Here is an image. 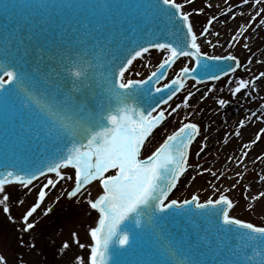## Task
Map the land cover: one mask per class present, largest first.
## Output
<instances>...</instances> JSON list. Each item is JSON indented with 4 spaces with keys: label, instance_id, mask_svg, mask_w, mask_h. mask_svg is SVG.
<instances>
[{
    "label": "snow or ice",
    "instance_id": "1",
    "mask_svg": "<svg viewBox=\"0 0 264 264\" xmlns=\"http://www.w3.org/2000/svg\"><path fill=\"white\" fill-rule=\"evenodd\" d=\"M241 3L254 9L255 14L241 32L242 39L236 41L233 35L225 44L232 47L231 41H236L251 52L246 40L256 28L264 26V0ZM192 4L193 0H138L134 4L126 0H0V17L4 20L0 24V118L4 126L0 207L9 220L15 223L9 208L12 190L17 186L28 193L37 189V199L22 217L19 231L30 239L19 236L21 246L39 250V221L34 214L51 189L71 181L66 197L79 198L99 213L98 227L89 230L93 242L90 253L87 258L75 257L76 264H109L113 254L115 264H140L125 258L134 256L142 241L159 256L150 264H264V225L237 218L234 201L225 194L239 186L247 200L264 198V191L251 194L255 185L241 183L246 173L239 170V165L247 167L249 159L254 164L264 163V153L253 158V149L249 148V143L257 145L264 140V128L255 139L240 144L236 150L240 155L227 158L237 164L235 178L219 169L204 168L199 162L194 166L189 163L193 141L201 135L200 125L190 119L194 113L182 117L180 127L140 158L153 130L167 117L175 119L182 106H190L196 95L193 91H187L174 107L169 104L185 89L186 80L219 81L244 69L250 78L237 77L234 83L230 80V96L251 100L253 93L264 91V71L252 73L231 53L218 56L204 50V45L225 46L218 39H208L219 18L209 17L197 32L193 14H205L214 5L205 0L204 7L188 9ZM224 15L235 19L231 8ZM127 32L138 37L130 51L122 39ZM53 34L58 39H51ZM150 50L159 53L156 69L144 79H128L126 74L132 75L133 62ZM226 61L231 63H223ZM252 63L249 56L247 65ZM169 69L174 70L173 76L157 87L168 78ZM94 80L102 85L101 99L90 106L76 99L75 93L81 91L80 85ZM69 83L71 103L63 90ZM212 91L207 89L199 99ZM156 93H161L158 99ZM217 103L226 107L229 100L220 98ZM260 108L259 114L249 111L245 120H264V104ZM244 126V120L239 121L236 137L241 136L239 129ZM207 139L203 137L195 153L199 159L207 155ZM37 155L41 156L39 165ZM191 167L199 169L196 175L210 174L213 196L203 202L198 195L169 199ZM109 170L114 172L109 174ZM40 177L45 182L37 187L34 181ZM230 179L233 182L222 191ZM257 179L264 183V174ZM93 184L101 190L96 198H91L87 190ZM51 211L46 208L43 215ZM189 216L200 221L192 231L169 230L170 219ZM71 237V241L57 246V254H66L73 245L85 247L77 233H71ZM0 264H8L4 255H0ZM20 264H25L22 258Z\"/></svg>",
    "mask_w": 264,
    "mask_h": 264
},
{
    "label": "rangeland",
    "instance_id": "2",
    "mask_svg": "<svg viewBox=\"0 0 264 264\" xmlns=\"http://www.w3.org/2000/svg\"><path fill=\"white\" fill-rule=\"evenodd\" d=\"M214 7L212 9H206L205 14L192 16V22L194 29L199 32L207 24L209 17L215 15L219 19L215 22L213 36H209L208 39L213 41L219 40L220 44L224 47L213 48L208 45H204L210 55L226 56L229 53L237 56L242 63L251 68L252 73H259L264 71V63H257L256 61H264V26L256 28L252 32L251 36L247 37L246 42L251 48V52L243 47V44H237L236 41L242 39L241 32L250 22V16L254 15V9H250L248 5H243L241 0H209ZM252 0H249L251 4ZM205 0H193V4L187 6L188 9L204 7ZM259 7V6H257ZM229 8L232 9L231 17H225V13H228ZM246 9H250L247 14H244ZM259 19V18H258ZM227 21V22H225ZM219 36H216V33ZM236 36V41H231L232 47H228L225 42L230 40V37ZM252 56L253 63L247 65V58ZM243 76L245 79L250 78V74L244 69H238L236 73H232L229 76L222 78L219 81L198 84L195 82H189L185 89L169 104L173 107L180 103L187 91H193L196 95L189 102V107L182 106V109L175 115V119L171 116L169 123L160 129L153 136L151 140L145 146L143 150V156L150 154L156 147L162 143L164 137L167 134L175 131L180 127V120L182 117H189L190 113H194L190 117L192 122L197 123L201 127V135L198 140L195 141L191 148V155L189 163L193 166L199 162L204 168H210L213 171L219 169V171L225 172L228 176H232L237 169L236 166H231L233 163L231 160H227V166L220 168L218 166L219 160L227 159L229 156H234L236 150L241 144L238 140H235L234 133L238 130L239 121L244 120L245 126L240 130L241 137L245 143L255 139L256 135L260 132L261 128H264V120H256L254 118L249 121L245 120V116L251 112L261 111L260 105L264 104V91H259V94L253 93V99H239L233 98L229 94V81L235 82V78ZM213 88V91L207 93L205 99L200 100L199 97L207 92V89ZM198 89V91H197ZM220 98L229 100V104L226 106L230 109L238 111V114L233 119L225 120L224 109L217 101ZM167 107V106H165ZM165 129L167 131H165ZM264 136V134H261ZM208 139L207 155L203 156V159H199L195 153L199 150L200 144L203 141V137ZM227 141V143H225ZM249 148L253 149L250 153L251 157H255L258 154L264 153V140L252 145L249 143ZM247 151L248 149H244ZM247 167L239 165V170L246 173L245 178L241 181L243 185H255L257 181V172L264 163L257 161L255 164L249 159L246 161ZM199 169L191 167L184 175L178 192L173 196L174 199L184 200L191 198L192 195H198L201 201L213 196V190L209 181L212 179L210 174L205 173L203 175H196ZM54 176V175H53ZM195 176V180L191 177ZM238 179V178H236ZM45 178L38 181L37 187H39ZM233 180H228L222 186V191L226 189ZM72 187V182H61L49 192L45 202L34 214L39 221L37 226V235L41 241L38 245V251H32L26 247L21 246L18 243V237L23 235L26 239H30L28 234L19 231L23 227L22 217L31 204L37 199L36 191L33 189L31 193L27 192L20 186L14 188L11 192L12 202L9 204L10 212L15 217V223L8 219L0 207V255H4L8 264H20L21 258L25 264H76L75 257L81 256L87 258L90 253L89 245L92 244V240L89 234L91 228L97 227L99 221V214L95 210H91L84 203L80 202L79 198L68 199L66 197L67 191ZM254 189V190H253ZM251 194L255 195L258 191L255 187ZM264 189V188H263ZM88 192L91 194V198H96L100 193V189L93 184L88 187ZM27 193V194H26ZM230 199H233L235 205L234 215L237 218L244 219L246 221L255 223L257 225H264V198L261 201H250L244 198L243 190L239 186L230 192H226ZM57 197L59 199L57 200ZM214 198V197H213ZM23 200L24 203L20 204L16 201ZM252 205L250 208L249 205ZM55 208L56 212H49L47 216L43 215L44 209ZM77 233L81 243L85 244L84 248H79L73 245L71 250L66 251V254H57V246L65 240H72L71 233Z\"/></svg>",
    "mask_w": 264,
    "mask_h": 264
},
{
    "label": "water",
    "instance_id": "3",
    "mask_svg": "<svg viewBox=\"0 0 264 264\" xmlns=\"http://www.w3.org/2000/svg\"><path fill=\"white\" fill-rule=\"evenodd\" d=\"M126 2L134 4L138 2V0H126ZM4 20L3 17H0V24H3ZM51 39H58L57 34H53ZM124 45L131 50L132 47H134L133 41L137 40L138 37H136L133 33L127 32L125 33V36L122 38ZM159 58V53L157 51H150L148 54H145L143 58L138 59L131 67L132 75H126L128 79L135 78V79H144L149 75L152 71L156 69L157 60ZM223 63H231V61H226ZM177 66H180L179 64ZM173 69L171 70L168 80L171 79L173 76ZM139 72L140 75L136 76L135 73ZM72 87L71 83L65 85L64 91H65V99H69L67 94V89H70ZM102 85L98 80L89 81L86 85H80L81 91L75 93V98L78 100L85 101L90 106H95L96 103L101 99L99 96V92ZM161 93L157 95L155 94L156 98L158 99ZM72 101L69 99V103ZM107 101H105L106 103ZM170 117H168L167 123H169ZM165 126V125H164ZM15 133H13L14 135ZM4 139V126L2 123V118H0V141ZM36 163L39 165L41 163V156H36ZM175 219H170L171 222H174ZM175 226H179V230L177 233H181L185 230L192 231L195 226L200 224V221L197 218L194 217H183L180 219L179 223H175Z\"/></svg>",
    "mask_w": 264,
    "mask_h": 264
},
{
    "label": "bare ground",
    "instance_id": "4",
    "mask_svg": "<svg viewBox=\"0 0 264 264\" xmlns=\"http://www.w3.org/2000/svg\"><path fill=\"white\" fill-rule=\"evenodd\" d=\"M249 10H250V9H246V10L244 11V14H247ZM211 31H212V35H211V36H213V35H214V31H213V30H211ZM211 36H210V37H211ZM224 113H225V120L227 119V120L230 121L231 119L234 118L235 115L238 114V111L226 107V108L224 109ZM254 121H256V120L254 119ZM240 137H241V136H240ZM240 137H235V140H238L240 143H242V142L245 143V141H244L243 139L240 140ZM239 147H240V145H239ZM239 147H238V148H239ZM235 155H240V153H239V152H236ZM235 155H234V156H235ZM227 160H228V159H221V160H219V164H218V166H219L220 168H225V167L227 166ZM231 161H232V163H233L231 166H236V165H237L236 162H235V160H231ZM259 169H262V170H260L259 172H257V173H258L257 176L260 175V174H264V165L261 166ZM231 177H234V178H235V173H233ZM255 188L258 189V191H264V189H263V188H264V183L259 182L258 179H257V181H256V183H255ZM253 190H254V189H253ZM253 190H252V191H253ZM258 191H257V192H258Z\"/></svg>",
    "mask_w": 264,
    "mask_h": 264
}]
</instances>
